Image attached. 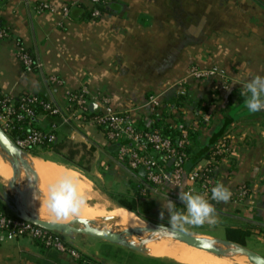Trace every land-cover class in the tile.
I'll use <instances>...</instances> for the list:
<instances>
[{
  "label": "crops",
  "instance_id": "obj_1",
  "mask_svg": "<svg viewBox=\"0 0 264 264\" xmlns=\"http://www.w3.org/2000/svg\"><path fill=\"white\" fill-rule=\"evenodd\" d=\"M74 1L0 0V20L9 33L7 39L0 41V92L11 96L35 94L64 109L66 93L85 87L90 95L107 97L115 111L128 114L134 123L148 126L154 113L148 98L156 97L163 109L173 100L177 88L185 85L187 101L175 110V115L187 128L197 131L202 150L226 138L228 149L212 167V177L230 189L232 195L227 202L213 204L216 223L205 222L203 227L208 231L184 232L198 236L221 256L172 239L167 231L171 229L169 215L163 207L169 199L184 208L179 199L182 190L166 184H146L143 173L119 162L116 147L106 141L102 132L88 125H60L58 138L68 132L86 143L103 158L106 176L123 190L129 182L146 187L147 200L156 205L153 212L163 210L165 216L158 217L164 218L165 224L161 220L149 226L127 210V225L118 227L107 222L95 214L97 208L84 204L83 184L84 189L77 194L81 204L75 205L76 211L57 215L49 208V199L48 204L44 203L52 188L48 181L40 179L39 172L61 169L77 175L79 183L80 175L62 164L23 152L19 170L26 171L36 185H27L22 207L43 221L81 218L128 232L149 231L153 227L151 237H126L127 246L121 238L120 243H109L81 234L66 235L65 241L72 248L98 264H255L248 253L264 259V233L258 229L257 233L252 229L246 248L226 240V228L247 224L264 230V110L250 112L246 101L241 103L236 96H230L235 90L247 93L245 83L254 76H264V0H104L105 11L89 20H83V10L92 8L89 0H78L77 5ZM43 4L52 10L39 12ZM64 5L69 6L67 17L61 13ZM18 45L34 59L33 72L26 73L18 61ZM192 69H217L219 74L195 81L190 76ZM51 77L59 84L51 83ZM199 102L206 109L203 126L198 124L195 109ZM94 110L95 106L91 111ZM52 122L61 124L62 120L54 121L42 114L36 117L35 127L45 130ZM10 163L0 151V206L11 216H25L16 203L19 198L15 201L7 189V184L16 180ZM89 183L93 186L92 181ZM240 188L247 191L243 198L238 196ZM253 240L260 244L261 253L250 249ZM226 248L237 254L242 263ZM0 264L78 263L67 254L18 238L0 240Z\"/></svg>",
  "mask_w": 264,
  "mask_h": 264
},
{
  "label": "built area",
  "instance_id": "obj_2",
  "mask_svg": "<svg viewBox=\"0 0 264 264\" xmlns=\"http://www.w3.org/2000/svg\"><path fill=\"white\" fill-rule=\"evenodd\" d=\"M77 2L78 0H75L73 4L77 5ZM89 2L94 8L91 12L92 18L100 17L102 14L100 8L105 7V1L89 0ZM45 10L51 11L52 7L43 4L38 8L39 12ZM68 12L69 6L64 5L61 13L67 17ZM8 37L9 33L0 20V41ZM17 59L26 73L34 71L36 67L34 59L19 45ZM218 74L217 69H192L190 72L194 80H202ZM50 82L59 84L54 77L50 78ZM184 94L181 86L177 88V96ZM158 102L156 97L148 98V104L152 107H159ZM91 105L95 106L93 112L90 110ZM34 108H39L54 121L55 118L61 119L62 123L52 122L46 132L30 131L20 138H12L10 133L16 124L35 117ZM70 124L103 129L106 141L116 145V159L125 163L130 170L141 171L146 181L153 186L166 184L172 188L181 189L182 192L202 195L212 204L219 202L211 199V189L216 183L212 177V167L222 152V146H217L209 158L203 162L188 168L187 155L183 151L187 142L184 131L175 145L157 132L138 131L131 116L115 111L107 97L99 94L90 95L85 87L66 93L64 109L35 94L11 96L0 92V130L20 152L24 153L44 143H54L56 141L55 132L59 131V126ZM246 193L245 188L238 190L240 198L245 197ZM171 225L174 224L171 223ZM18 238H27L47 248L67 254L78 264H98L86 260L61 237V234L41 229L27 220L11 216L0 210V240L12 241Z\"/></svg>",
  "mask_w": 264,
  "mask_h": 264
},
{
  "label": "trees",
  "instance_id": "obj_3",
  "mask_svg": "<svg viewBox=\"0 0 264 264\" xmlns=\"http://www.w3.org/2000/svg\"><path fill=\"white\" fill-rule=\"evenodd\" d=\"M94 8H91V10H83V20H89L92 19L91 12ZM105 7L100 8V12H104ZM35 70V69H34ZM203 80V79H202ZM195 81H201V80H195ZM183 91L185 94L183 96H177L175 93V96L173 100L166 104L165 108L161 109L160 105L159 107H154V113L151 117V123L150 125H145L143 123H134L136 129L138 131H153L157 132L159 135H161L163 138L168 139L173 145L177 143L178 140L182 137V131L186 133L187 142L183 147V151L187 155L188 159V168L192 167L193 165L197 164L200 159H207L211 155L212 151L215 150L217 146H222V152L218 156L217 160L224 155L225 150L228 149V142L226 138L220 140L217 144H215L210 149H200L197 143V131L193 128H187L184 124V122L177 118L175 115V110L180 106L183 105L184 102L187 101L186 99V93L187 88L185 85H181ZM231 97L236 96L237 100L241 103L246 101V99L250 96L248 93H242L241 91H233L230 95ZM43 98V97H42ZM202 105V102H199V104L196 105L195 109L198 112L199 116V125L203 126L204 119L203 116L206 115V109L205 107L200 106ZM200 106V107H199ZM35 117L30 120H25L24 122H21L19 124H16L14 129L11 131V137L12 138H20L23 135H25L27 132L30 131H43L46 132L48 129H39L35 127L36 117L39 115H47L46 113L42 112L39 108H34ZM76 125V124H75ZM228 125V124H227ZM100 132L104 135V131L101 128H98ZM60 134V130L55 132L56 135V141L54 143H44L38 147H35L33 149L27 150L24 153L28 154L34 158H40L42 159L44 154L46 153H57L58 143L57 141L60 139L58 138ZM116 147V145H114ZM197 148V151L195 152ZM59 164H62L63 166L73 167L78 169L76 166L72 164H68L67 162H60ZM125 165V163H123ZM136 172H140L138 170H135ZM101 174L103 176H106V174L102 171ZM144 179V182L150 186H153L152 184L148 183L144 176H142ZM156 187V186H154ZM148 189L141 184H137L134 182H129V184L126 185L123 192L118 193H107L106 195L108 198L113 201L116 206L120 207L121 209H125V211H130L137 215L139 218H141L143 221L154 224L159 223L161 221V218L158 216H162L161 212L163 210H158L157 212H153L156 205L152 201L147 200L148 195ZM213 205V204H212ZM3 205L0 206V210H3ZM14 211V210H13ZM174 212L184 213L185 207L181 208L180 205H176L173 209ZM165 216V213L164 215ZM22 220H26L25 216L23 214H20L19 217ZM164 224L166 220L163 221ZM167 227L166 225H164ZM252 229L255 230L257 233L262 232L264 233V230L260 228H255L250 225H243L242 227H230L226 228V240L232 243H235L243 248H246V240L249 239L252 235ZM86 259V258H85ZM88 260V259H86Z\"/></svg>",
  "mask_w": 264,
  "mask_h": 264
},
{
  "label": "rangeland",
  "instance_id": "obj_4",
  "mask_svg": "<svg viewBox=\"0 0 264 264\" xmlns=\"http://www.w3.org/2000/svg\"><path fill=\"white\" fill-rule=\"evenodd\" d=\"M65 136V137H64ZM59 142V143H58ZM58 148H57V153H46L44 154L43 158L41 160H46V161H51L55 163H60V162H67L68 164H72L76 166L78 169L73 168V167H68L67 168L75 170L79 175H80V184H83L86 190L82 194V199L84 204L90 207L94 208H99L103 209L106 207H111V206H116V204L111 201L108 196L106 195L107 193H118V192H123L121 186L119 184L116 185V182H113L110 179L111 177L103 176L101 172L105 170L104 167V161L101 156L96 155L94 151H91L89 146L84 143L83 141H79V138L75 135H70L67 132V136L63 135V138L59 139L57 141ZM1 154L5 155L6 154L0 149ZM10 159V164L16 174V180L12 184H7V189L9 190L10 193L13 194L14 200L16 203L19 205V208H23V213L25 214L26 218L32 217L30 216L31 214L25 211V208L22 207V202L24 201V196L28 193L27 190V185L28 184H33L36 185V181H34L29 174L24 171V170H19V160L22 158L21 154L18 155V162L17 165H15L11 158L7 156ZM40 159V158H38ZM103 161V163L101 162ZM19 177V178H18ZM89 181H92L93 186L89 183ZM116 185V186H115ZM21 190V191H20ZM3 193H5L3 189ZM6 194V193H5ZM12 205H15L14 202H11ZM118 208V207H116ZM27 209V208H26ZM33 218V217H32ZM161 220H165L162 218ZM150 224V223H149ZM171 224V223H170ZM73 228H98V229H109V231L114 232L120 236V238L123 240V245L127 246L128 244L125 242V238L128 236H133L136 239L141 240L142 235H146V237L153 235V227L151 226V230L149 231H142L138 230L135 232H128V231H120V230H114L111 228V226L105 224V225H97L92 222H86V225H80V223L73 222L69 224ZM152 225V224H150ZM171 228L170 230H179V231H208L209 228L203 227V225H191V224H183L182 226L179 224H174V226H169ZM172 239L178 240L171 232H169ZM218 236L222 237L219 233H217ZM61 237L66 238V235H62ZM254 242V243H253ZM253 242L250 243L249 247L250 249L257 250L261 253L260 244L256 241L253 240ZM248 247V246H247ZM146 264H151V263H146Z\"/></svg>",
  "mask_w": 264,
  "mask_h": 264
},
{
  "label": "clouds",
  "instance_id": "obj_5",
  "mask_svg": "<svg viewBox=\"0 0 264 264\" xmlns=\"http://www.w3.org/2000/svg\"><path fill=\"white\" fill-rule=\"evenodd\" d=\"M244 88L247 93H250L246 99L247 109L250 112L264 110V76H254L245 83ZM231 195L230 189L222 182L215 183L211 189L212 200L227 202ZM179 199L185 205V213L174 212L175 203L169 199L163 207L167 211L171 223L181 226L185 223L196 226L203 225L205 222L216 223L215 207L204 196L180 191ZM76 201L75 186L69 181H61L50 192L49 208L57 215L65 211L74 212L76 211ZM161 215H164V211L161 212Z\"/></svg>",
  "mask_w": 264,
  "mask_h": 264
},
{
  "label": "water",
  "instance_id": "obj_6",
  "mask_svg": "<svg viewBox=\"0 0 264 264\" xmlns=\"http://www.w3.org/2000/svg\"><path fill=\"white\" fill-rule=\"evenodd\" d=\"M93 105L90 106V110L93 109ZM72 125V124H70ZM0 149L6 154V156H9L14 164L17 162L18 155L21 154V152L14 147L10 139L0 130ZM30 224L37 226L41 229L47 230V231H53L57 232L62 235H70V234H81L90 236L105 242L109 243H120V236L114 232H111L109 230L104 229H98V228H73L72 226L68 225H61V224H55L50 222H45L41 220H37L34 218H27L26 219ZM78 223V222H77ZM147 225L150 226L149 223L146 222ZM168 232H171L179 241L184 242L188 245L195 246L197 248H200L204 250L205 252L212 254L214 256H221L220 252L215 250L214 248L207 245L206 242L199 239L197 236H192L184 231L179 230H170L167 229ZM211 241V240H210ZM220 243V242H218ZM222 243V242H221ZM225 243V242H224ZM243 248V247H241ZM248 256L250 260H252L255 264H264V259L257 257L251 253H248Z\"/></svg>",
  "mask_w": 264,
  "mask_h": 264
},
{
  "label": "bare ground",
  "instance_id": "obj_7",
  "mask_svg": "<svg viewBox=\"0 0 264 264\" xmlns=\"http://www.w3.org/2000/svg\"><path fill=\"white\" fill-rule=\"evenodd\" d=\"M60 170L61 169L55 170V169L51 168V169H48L47 171H45L44 173L42 170L39 172L40 179L48 181L47 185L49 188H53L54 186H57L61 181H69L72 185L75 186L76 194H80L82 192V190L84 189V187L78 182L77 175H72L73 173H70V172L65 173V171H60ZM47 196L45 198L44 203L48 204V199L50 196L49 197H47ZM76 204H81L80 200H79V202L76 201ZM124 211L125 210L120 209V208H116V207H109V208L106 207L103 209H99V208L96 209L95 214L98 217L103 218L105 221L111 222V223L114 222L118 227H121V226L128 224V214L126 213V211L125 212ZM41 221H43V220H41ZM45 222L61 224V225H66V226H68L70 223H73V222H78V223H80V225H83V226L86 225V221L84 219H81V218H75V219H70V220H66V221H45ZM182 243H184V242H182ZM184 244L189 246V247L202 250V249L197 248L195 246L188 245L186 243H184ZM226 249L230 251L229 248H226ZM230 254L234 257L235 260H238L240 263H242L239 260V257L237 254L232 253L231 251H230Z\"/></svg>",
  "mask_w": 264,
  "mask_h": 264
}]
</instances>
